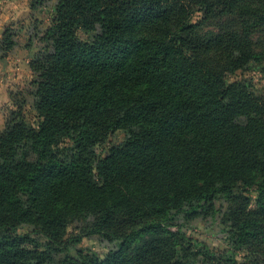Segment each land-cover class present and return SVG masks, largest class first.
Instances as JSON below:
<instances>
[{
	"label": "trees",
	"instance_id": "trees-1",
	"mask_svg": "<svg viewBox=\"0 0 264 264\" xmlns=\"http://www.w3.org/2000/svg\"><path fill=\"white\" fill-rule=\"evenodd\" d=\"M195 12L224 20L215 36H196ZM41 42L29 62L37 122L18 108L0 130V264L264 257V95L226 81L264 62V0H57ZM220 199L223 252L168 229L213 216ZM79 215L93 223L69 236ZM90 236L113 248L72 256Z\"/></svg>",
	"mask_w": 264,
	"mask_h": 264
},
{
	"label": "rangeland",
	"instance_id": "rangeland-1",
	"mask_svg": "<svg viewBox=\"0 0 264 264\" xmlns=\"http://www.w3.org/2000/svg\"><path fill=\"white\" fill-rule=\"evenodd\" d=\"M56 2L57 0H0V130L10 114L18 108L22 110L27 126H34L37 122L34 110L35 86L32 84L33 75L29 70V62L44 46L41 37L51 23ZM201 18V14L195 12L191 19L192 24H198L196 36L199 39L215 36L218 25L224 22L223 19L216 18L200 23ZM251 42L253 50L258 52L263 39L257 34L251 37ZM226 81L238 82L254 95H264V62L251 63L245 69L227 75ZM124 138L123 131L114 133L108 145L97 148L96 153L103 157L109 146L120 145ZM214 205L216 212L213 216L200 215L190 220L179 215L168 229L180 231L217 253L223 252L229 248L224 221L228 204L220 199ZM92 223V217L79 215L70 221L67 233L69 236L79 235L81 231H87ZM30 231L28 227L22 228L23 233ZM71 248L72 256L75 255V250L87 248L103 257L113 247L101 242L97 236H90L82 238L80 244H74ZM237 260L243 264H264V257L258 253L250 254L247 250L240 251Z\"/></svg>",
	"mask_w": 264,
	"mask_h": 264
}]
</instances>
